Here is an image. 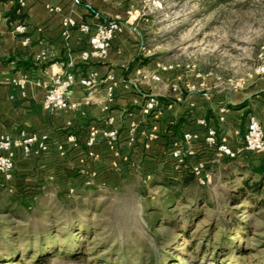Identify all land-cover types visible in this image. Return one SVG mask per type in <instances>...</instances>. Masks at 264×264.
Instances as JSON below:
<instances>
[{"label": "rangeland", "instance_id": "1", "mask_svg": "<svg viewBox=\"0 0 264 264\" xmlns=\"http://www.w3.org/2000/svg\"><path fill=\"white\" fill-rule=\"evenodd\" d=\"M130 2L140 60L168 90L186 94L187 85L197 91L202 83L200 93L213 100L264 68V0ZM261 159L253 153L233 164L215 159L203 186L195 179L165 186L164 179L182 173L162 165L122 182L108 176L103 186L87 187L70 171L38 181L20 200L3 192L0 264H264V195L247 188L236 195L246 179L257 181L239 169ZM175 191L179 198L167 205ZM38 249L53 256L39 259Z\"/></svg>", "mask_w": 264, "mask_h": 264}, {"label": "crops", "instance_id": "2", "mask_svg": "<svg viewBox=\"0 0 264 264\" xmlns=\"http://www.w3.org/2000/svg\"><path fill=\"white\" fill-rule=\"evenodd\" d=\"M15 4L26 15L23 33L14 30L21 23H9L5 17ZM131 8L130 0H0V133L11 141L43 135L48 146L44 152L34 150L29 155L20 149L11 151L13 178L0 185V196L6 192L21 199L20 193L40 187L38 181L66 177L70 171L81 184L93 187L105 185L103 179L108 176L122 182L132 172L144 175L162 166L163 138L161 134L151 137L153 119L140 113L147 97L156 100L162 130L183 121L169 145L182 140L184 133L200 135L190 163L201 161L208 167L215 162L203 145L197 125L200 119L214 127L219 140L232 149L242 146L250 117L264 131V73L213 100L200 93L202 83L197 91L187 85L186 94L178 88L168 90L165 80L154 81L151 66L140 60L141 36ZM66 19L87 24L89 31H65L62 23ZM110 21L118 22L119 30L106 56L83 61L81 53L89 49V38L100 24ZM62 72H71L77 79L69 95L77 109L47 111L42 107L46 86ZM83 77L93 80L91 88L78 83ZM20 79L25 81L23 89L13 84ZM93 126L116 131L117 142L112 147L103 142L88 148L87 131ZM88 152L95 158H87Z\"/></svg>", "mask_w": 264, "mask_h": 264}, {"label": "built area", "instance_id": "3", "mask_svg": "<svg viewBox=\"0 0 264 264\" xmlns=\"http://www.w3.org/2000/svg\"><path fill=\"white\" fill-rule=\"evenodd\" d=\"M57 10V9H55ZM65 31L78 29L83 33L89 31L87 24H77L71 19H66L62 23ZM18 33H23L25 27L19 24L14 29ZM119 30V24L116 21H110L100 24L95 33L89 38V49L81 53V59L88 61L90 59H102L106 56L111 42ZM44 59V54L41 55ZM264 73V68L261 69ZM158 81L157 76L152 77ZM108 80H112L108 77ZM77 83L75 75L71 72H62L54 76L47 84L45 95L42 103L43 109L54 112L57 110H74L77 104L70 101L69 95L72 87ZM78 83L89 89L93 86V80L89 77H83ZM13 84L23 89L25 81L15 80ZM156 100L154 97H147L140 109L143 117H151L153 123L150 128V135L156 139L159 134L158 119L159 115L156 110ZM219 120L222 122L223 117ZM201 128L202 142L206 149L211 151L217 160L236 159L244 153H253L264 156V131L259 121L255 117H250L242 139V146L237 149L230 148L224 141L219 140L217 130L208 126L202 119L197 121ZM118 134L114 130H100L96 127H90L87 131L85 144L88 148H93L101 141L108 143L111 147L117 142ZM200 135L196 132L184 133L182 140L175 141L171 147L164 152L163 161L173 167L174 171H188L192 174L196 182L203 186L210 182V175L204 162L190 163L189 160L196 155L195 143L199 141ZM47 137L29 135L22 136L19 140L11 141L0 133V185L9 183L13 178V149H20L24 155H29L32 151L38 150L44 152L47 150ZM87 158L94 159L95 154L88 152ZM125 160V159H123ZM50 180L52 179L49 178Z\"/></svg>", "mask_w": 264, "mask_h": 264}, {"label": "trees", "instance_id": "4", "mask_svg": "<svg viewBox=\"0 0 264 264\" xmlns=\"http://www.w3.org/2000/svg\"><path fill=\"white\" fill-rule=\"evenodd\" d=\"M5 17L7 18L9 23L18 21L19 23L23 24L24 21L26 20V15L22 12L21 7L19 6V4H15L11 8V10L6 14ZM146 118H150L152 120L151 117H146ZM152 122H153V120H152ZM182 123H183V121L180 120L175 125L170 126V127H168V129H165V130H162L159 127V134H161V137L163 138V141H164V143H163L164 152L166 151L165 150L166 148L169 149L171 147V145H169L171 143V141L169 142L170 137L176 136V134L178 132V128L182 125ZM175 141H180V139L179 140H175ZM100 143H103V141H101ZM163 156H164V154H163ZM262 157H264V156L262 155ZM238 158H236V159H238ZM236 159H225V161L227 163L229 162L230 164H233L234 160H236ZM161 162L163 163V165H165L164 167H166V166L170 167L172 169V171H174L173 167L171 165H168L164 161H161ZM239 171L242 172V173L250 174L253 177H256L257 181L251 182L250 181L251 179H246L243 182V187H240L236 191V195L237 196H239V197L245 196L246 195V188L251 193L258 194V195H264V159H261V161H259L255 165L247 164V165L241 167L239 169ZM180 173H182V175H179L177 178L167 177V179H164L162 181V184H164L167 187L173 188V187H176V186L189 185V184H191L193 182L194 177L192 176V174L190 172H188V171H180ZM144 175H148V172L144 173ZM228 176L233 177L232 174H228ZM74 188H77V187L74 186ZM179 196H180V193L178 191H175L173 195L168 194V196L166 197L167 198L166 200L168 202L167 205L172 204L176 199L179 198ZM232 204H234V203H232ZM56 250L57 249H55V247H54L52 249V251L54 253H50V254H56L57 253ZM37 255L36 256L39 259H47V258L53 256V255L47 254L46 251H43L42 249H38L37 250ZM20 258H21V256H18L17 261H19Z\"/></svg>", "mask_w": 264, "mask_h": 264}]
</instances>
